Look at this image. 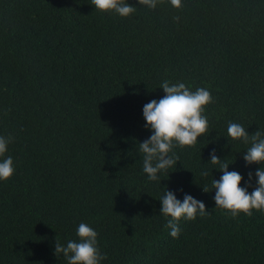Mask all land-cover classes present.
Returning <instances> with one entry per match:
<instances>
[{"label": "trees", "instance_id": "trees-1", "mask_svg": "<svg viewBox=\"0 0 264 264\" xmlns=\"http://www.w3.org/2000/svg\"><path fill=\"white\" fill-rule=\"evenodd\" d=\"M128 2L136 11L121 17L91 0H0V135L12 137L15 166L0 181V264H67L55 238L76 239L82 221L102 264H264V212L215 207L221 172L208 161L215 148L244 179L260 166H245L249 145L226 136L230 121L264 130V0ZM164 80L213 100L208 131L173 148L179 161L160 183L138 148L150 134L142 106ZM166 187L208 210L181 219L176 238L159 212Z\"/></svg>", "mask_w": 264, "mask_h": 264}, {"label": "clouds", "instance_id": "clouds-1", "mask_svg": "<svg viewBox=\"0 0 264 264\" xmlns=\"http://www.w3.org/2000/svg\"><path fill=\"white\" fill-rule=\"evenodd\" d=\"M160 0H137L138 5L154 9ZM171 6L179 8L182 0H169ZM96 10L114 12L121 17H128L136 11V7L128 0H91ZM178 20L179 17H174ZM160 87L164 95L159 99H151L142 106L144 127L149 130V136L139 141L138 151L143 154L142 171L148 181H159L168 176L170 169L176 167L179 161L172 151L175 146H193L198 138L208 131V118L204 114L205 106L213 97L206 87H197L192 90L184 82L170 83L161 81ZM232 140H239L245 145L243 153L245 166L253 163L260 166L255 173L249 171L247 179L241 172L229 170V163H221V157L216 154L215 148L209 153L208 161L220 170L219 179L212 176L211 185L215 189L212 199L215 207L226 210L232 217L241 213L251 216L253 210L264 212V130L257 129L249 133L245 127L237 122H228L227 136ZM12 137L0 135V181L9 179L15 172L14 161L8 152V145ZM213 169V168H212ZM211 169V172H212ZM202 176L208 175V170L201 171ZM253 175L255 181L253 186ZM244 181L241 184V181ZM249 188L252 190L249 191ZM204 191H209L203 186ZM176 191L168 187L160 196L159 212L166 218V227L169 235L178 237L181 229L179 222L194 220L198 215H208L203 201L193 195L183 192V198L177 197ZM76 239H69L66 243L55 238L53 252L55 256H63L67 264H102L106 259L98 245L97 231L87 224L80 222L75 229Z\"/></svg>", "mask_w": 264, "mask_h": 264}]
</instances>
